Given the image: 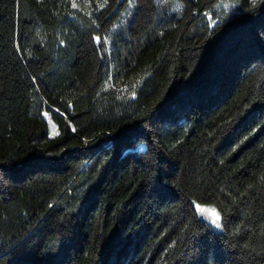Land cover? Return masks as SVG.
Returning <instances> with one entry per match:
<instances>
[{
	"label": "trees",
	"instance_id": "1",
	"mask_svg": "<svg viewBox=\"0 0 264 264\" xmlns=\"http://www.w3.org/2000/svg\"><path fill=\"white\" fill-rule=\"evenodd\" d=\"M221 1L0 0V264H264V0Z\"/></svg>",
	"mask_w": 264,
	"mask_h": 264
},
{
	"label": "rangeland",
	"instance_id": "2",
	"mask_svg": "<svg viewBox=\"0 0 264 264\" xmlns=\"http://www.w3.org/2000/svg\"><path fill=\"white\" fill-rule=\"evenodd\" d=\"M238 7V4L235 3L232 0H222L217 6H216V12H223V11H227V10H232V9H236ZM208 18H211V16L209 15ZM50 123V134L52 136L57 135L58 134V129L56 124L49 120ZM141 149H144V147H141ZM196 209L198 211L199 217L206 221L208 224H210V226L217 232H223V226H222V220H221V216L219 215V213L217 212V210L210 205H204V204H196ZM219 215L220 217V224H221V228L217 229L215 227V225L212 223V221L216 218V215Z\"/></svg>",
	"mask_w": 264,
	"mask_h": 264
},
{
	"label": "snow or ice",
	"instance_id": "3",
	"mask_svg": "<svg viewBox=\"0 0 264 264\" xmlns=\"http://www.w3.org/2000/svg\"><path fill=\"white\" fill-rule=\"evenodd\" d=\"M75 6H76V5L73 4V7H75ZM97 39H98V38H97ZM219 220H220V217H219V215L217 214V215H216V218L212 221V223L215 225V227H216L217 229H220V228H221V224H220Z\"/></svg>",
	"mask_w": 264,
	"mask_h": 264
}]
</instances>
